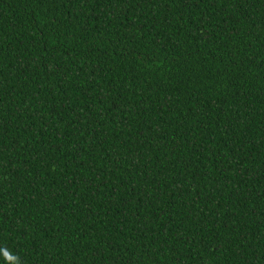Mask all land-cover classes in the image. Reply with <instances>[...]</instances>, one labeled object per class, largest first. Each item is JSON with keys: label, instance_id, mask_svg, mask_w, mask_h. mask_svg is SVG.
I'll return each mask as SVG.
<instances>
[{"label": "trees", "instance_id": "trees-1", "mask_svg": "<svg viewBox=\"0 0 264 264\" xmlns=\"http://www.w3.org/2000/svg\"><path fill=\"white\" fill-rule=\"evenodd\" d=\"M0 264H264V0H0Z\"/></svg>", "mask_w": 264, "mask_h": 264}]
</instances>
